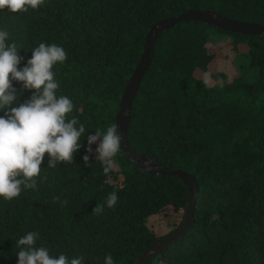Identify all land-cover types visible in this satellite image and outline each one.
Segmentation results:
<instances>
[{
  "label": "trees",
  "instance_id": "obj_1",
  "mask_svg": "<svg viewBox=\"0 0 264 264\" xmlns=\"http://www.w3.org/2000/svg\"><path fill=\"white\" fill-rule=\"evenodd\" d=\"M191 8L264 26V0H46L36 10L0 12L21 67L40 42L64 47L66 61L53 68L58 95L72 100L68 118L86 129L72 163L42 168L36 190L0 198V264H16V239L28 231H38L37 244L54 255L103 264L111 254L116 264H135L165 236L147 225L151 216L175 215L173 228L181 221L187 187L180 178L145 173L122 151L107 175L94 155L89 165L82 156L87 134L115 125L149 28ZM213 44L230 46L236 68L215 85L202 77ZM12 83L18 106L33 90ZM127 138L199 186L190 228L148 264H264V37L191 20L166 30L133 100ZM113 191L115 207L92 211Z\"/></svg>",
  "mask_w": 264,
  "mask_h": 264
},
{
  "label": "clouds",
  "instance_id": "obj_2",
  "mask_svg": "<svg viewBox=\"0 0 264 264\" xmlns=\"http://www.w3.org/2000/svg\"><path fill=\"white\" fill-rule=\"evenodd\" d=\"M46 0H0V12L19 13L36 10ZM67 52L57 43L40 42L31 49V56L21 67L24 57L10 42V33L0 28V198L11 201L25 190H36L42 168H57L60 162L70 164L74 153L82 147L86 129L76 117L68 118L74 104L66 95H58L60 84L54 66L63 64ZM13 81L25 90H33L30 97L18 106ZM95 144V149L92 145ZM82 160L89 165L90 154L103 165L105 175L112 171L114 158L121 151V136L117 126L87 134V145ZM47 153V166L41 167ZM55 199V198H54ZM118 194H108L104 205L92 211L102 214L104 207L113 208ZM38 231H28L16 239L19 249L16 264H85L82 256L69 257L66 253L52 254L48 247L38 245ZM103 264H116L111 254Z\"/></svg>",
  "mask_w": 264,
  "mask_h": 264
},
{
  "label": "water",
  "instance_id": "obj_3",
  "mask_svg": "<svg viewBox=\"0 0 264 264\" xmlns=\"http://www.w3.org/2000/svg\"><path fill=\"white\" fill-rule=\"evenodd\" d=\"M189 20L199 21L232 33L264 37V26L259 22L229 18L211 9L191 8L177 16L163 18L149 28L140 57L121 94L118 111L115 115V126H117L118 133L121 136V151L139 170L145 173L171 175L180 178L187 187V195L181 221L165 236L149 245L135 264H148L156 254L165 250L173 240L188 230L193 222L195 197L199 191L196 178L187 171L167 167L159 162L155 156L137 151L127 138L133 100L139 90L143 75L152 61L156 38L176 24Z\"/></svg>",
  "mask_w": 264,
  "mask_h": 264
},
{
  "label": "rangeland",
  "instance_id": "obj_4",
  "mask_svg": "<svg viewBox=\"0 0 264 264\" xmlns=\"http://www.w3.org/2000/svg\"><path fill=\"white\" fill-rule=\"evenodd\" d=\"M210 52L215 54L213 62L208 70V72L202 74L207 83L215 85L221 83L220 74H223L225 78L231 79L235 73L234 65V55L235 53L231 50L230 46L218 44H213L210 46ZM96 145L93 144L92 148L95 149ZM95 155V153L91 154ZM178 218L171 214H158L156 216H151L148 219L147 225L158 235H166L170 230H172L173 225L177 223Z\"/></svg>",
  "mask_w": 264,
  "mask_h": 264
}]
</instances>
